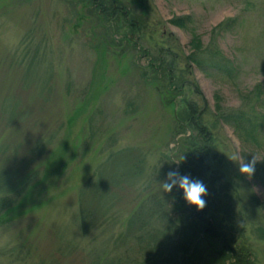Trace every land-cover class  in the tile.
Instances as JSON below:
<instances>
[{"label": "rangeland", "instance_id": "374dc122", "mask_svg": "<svg viewBox=\"0 0 264 264\" xmlns=\"http://www.w3.org/2000/svg\"><path fill=\"white\" fill-rule=\"evenodd\" d=\"M92 1L0 0V197L15 199L0 264H246V251L264 264V183L239 170L264 160V130L242 138L223 118L264 114L251 94L264 84V0H105L111 18ZM187 15L189 28L171 22ZM212 44L240 77L200 70L194 58H222ZM192 112L208 130L198 142ZM190 143L202 151L188 177L224 240L187 221Z\"/></svg>", "mask_w": 264, "mask_h": 264}, {"label": "trees", "instance_id": "16d2710c", "mask_svg": "<svg viewBox=\"0 0 264 264\" xmlns=\"http://www.w3.org/2000/svg\"><path fill=\"white\" fill-rule=\"evenodd\" d=\"M100 1L101 2H99V0H93L92 2L95 3L96 6H99L100 8H102L101 11L108 14L110 18L111 16L115 15L114 13L118 10L117 8L118 6H116L115 4L114 5L112 4L110 11H109L108 9L105 8V5L104 7H102L105 0H100ZM98 3H101V4H98ZM126 20L130 21L128 19ZM236 21L237 19L233 18L229 21L222 22L214 28V31L215 32L218 30L223 31L224 28L228 29L229 25L233 24ZM171 22L180 27L189 28V23H192L193 20L191 16L187 15V16H182V17H176L172 19ZM131 24L135 25V22ZM193 43H194L195 49H200L202 46L201 40L197 36H195ZM215 46L218 49L216 53H219L222 58H218V60L215 61L218 63H214L213 65H208L207 62L205 63V60H206L205 58H202V59L194 58V61L196 62L200 70L210 77L215 74L220 76L222 79L225 78L228 80H232V79L240 77L241 68L233 60L225 57L224 55L222 56L221 50L218 48L216 44L214 45L212 44L209 48L215 47ZM198 52H201V50ZM209 52H212V50H209ZM253 91H256V93H254ZM253 91L251 92V94L253 95L255 94L261 99L264 93V84L260 83L256 85ZM256 114L249 116L244 112H240L237 114H228L226 116L223 115V118L225 119L227 123H229L235 128V130L240 135V137L242 138L246 137V139L247 137H253V138L255 137L254 139L256 140L259 137L258 132L264 130V114L262 112H257ZM184 119H186L184 120L185 122L189 121V123H187L188 126L192 128V130L194 129V131L196 132V134L188 138L190 142H198L200 141V138H202V136H205L208 133L206 126L202 125L200 120L196 118V114H194V112H192L191 115H187V118H184ZM179 133H183V131ZM201 151H202L201 145H198V143H194L193 146H191V143H190V146L187 148V153H186L187 160L184 164L185 170H184L183 176L192 175L194 177L198 175L197 171L198 170L200 171L199 169L200 165H198L197 162L201 160V154H200ZM254 167H255V173L252 177L257 178L264 183V160L256 161V164L254 165ZM259 204L263 211V217H264V202H259ZM14 205H15L14 198L3 197V196L0 197V215L12 209ZM224 205L226 207V210H228L229 203L225 202ZM193 209H194V212H192L190 215L186 217H189V220L187 221H191L190 225H192L193 231H196L195 233L196 236L199 237L203 233V236L206 237L207 239L217 238L218 240H224L221 237H219L220 233H224V231H223L222 226L218 225L219 218L217 219L218 215L216 216V214L218 213L217 207H214L213 209H209V210L206 208H203L201 210H198L197 208H193ZM163 215H166V214L163 213ZM87 217L88 215L86 214V212L82 211V227L83 228L87 226V223H86ZM169 224L171 225V223ZM174 247H176V245ZM244 254H248V256L247 255L245 256ZM242 256L239 257L237 262L245 261L246 264H247V261L250 262V259H249L250 253H247L246 251L243 253ZM170 258L173 259L174 257L171 256Z\"/></svg>", "mask_w": 264, "mask_h": 264}, {"label": "clouds", "instance_id": "9594fccd", "mask_svg": "<svg viewBox=\"0 0 264 264\" xmlns=\"http://www.w3.org/2000/svg\"><path fill=\"white\" fill-rule=\"evenodd\" d=\"M256 159L248 163L244 164L240 167V172L247 175V178H251L255 173ZM176 173H169V177L175 176ZM176 181L173 180L172 184H165L164 188L166 191H171L173 184ZM179 187L182 189L185 200L191 205L196 206L198 210H201L205 207L206 201L203 199L205 195H207L206 186L199 180L190 179L188 176H181L179 180Z\"/></svg>", "mask_w": 264, "mask_h": 264}]
</instances>
